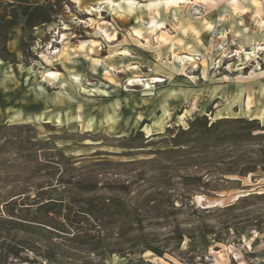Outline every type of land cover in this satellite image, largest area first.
<instances>
[{
  "label": "rangeland",
  "instance_id": "1",
  "mask_svg": "<svg viewBox=\"0 0 264 264\" xmlns=\"http://www.w3.org/2000/svg\"><path fill=\"white\" fill-rule=\"evenodd\" d=\"M26 4L51 22L27 28ZM87 8L0 0V217L45 228L0 224L2 259L264 264V23L175 51Z\"/></svg>",
  "mask_w": 264,
  "mask_h": 264
},
{
  "label": "crops",
  "instance_id": "2",
  "mask_svg": "<svg viewBox=\"0 0 264 264\" xmlns=\"http://www.w3.org/2000/svg\"><path fill=\"white\" fill-rule=\"evenodd\" d=\"M78 2L82 7L103 4L112 7L114 16H117L121 24L131 27L137 35L135 39L143 38L147 41L152 34L160 35V39L166 40L167 49L175 51L196 50L201 39L213 32L214 27L233 26L245 23L246 19L254 17L258 24L264 23V0H72ZM190 1V2H189ZM186 3L195 7L213 9V15L201 18L197 14L185 16L182 9ZM92 5V6H91ZM219 5V6H218ZM117 18V19H118ZM261 21V22H260ZM246 27V26H245ZM248 27V26H247ZM246 27V28H247ZM177 28V29H175ZM249 28V27H248ZM174 30L180 37L171 38L170 34L165 36V30ZM177 39V40H176ZM171 41V43H170ZM141 44L142 41H140ZM191 47V48H188ZM250 109L251 101H247ZM38 105V104H37Z\"/></svg>",
  "mask_w": 264,
  "mask_h": 264
},
{
  "label": "trees",
  "instance_id": "3",
  "mask_svg": "<svg viewBox=\"0 0 264 264\" xmlns=\"http://www.w3.org/2000/svg\"><path fill=\"white\" fill-rule=\"evenodd\" d=\"M51 5H36L33 6L31 4H26L23 5V9H22V15L26 17L25 19V24L27 28H34L37 27L38 25H42V24H46L51 22L50 19V13H49V9ZM18 23L16 20H7L6 21V26L4 28H6L5 30V39L8 36V33L11 29H13L14 27H17ZM4 33H0V37H3ZM2 49V48H0ZM2 50H6V47H3ZM1 50V51H2ZM70 197V196H69ZM53 198H50V200ZM62 200V199H59ZM59 203L55 202V200H52L50 202H47L41 206H39L38 208V212H45L48 213L51 211V209H54L55 207H59L58 205ZM55 210V209H54ZM3 222V223H2ZM4 223H11L14 224L17 230H21L24 232H28V231H35V230H43L45 228L41 227V226H37L34 222L31 223H23V222H19V221H13L10 219H4L0 217V224H4ZM147 249L152 250L154 253L159 254L160 256L163 255V253L157 249V248H151V247H147ZM1 250V248H0ZM145 250V251H146ZM3 256L0 254V264H7L6 259L3 260L2 259Z\"/></svg>",
  "mask_w": 264,
  "mask_h": 264
},
{
  "label": "bare ground",
  "instance_id": "4",
  "mask_svg": "<svg viewBox=\"0 0 264 264\" xmlns=\"http://www.w3.org/2000/svg\"><path fill=\"white\" fill-rule=\"evenodd\" d=\"M52 49V48H51ZM264 49V48H263ZM264 51V50H263ZM248 56V55H247ZM250 58V57H249Z\"/></svg>",
  "mask_w": 264,
  "mask_h": 264
}]
</instances>
